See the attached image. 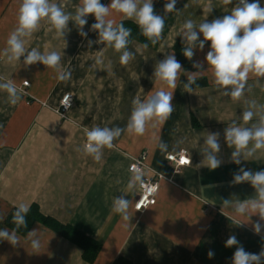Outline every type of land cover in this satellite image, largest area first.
Wrapping results in <instances>:
<instances>
[{
	"label": "crops",
	"instance_id": "obj_1",
	"mask_svg": "<svg viewBox=\"0 0 264 264\" xmlns=\"http://www.w3.org/2000/svg\"><path fill=\"white\" fill-rule=\"evenodd\" d=\"M110 2L101 0L104 5ZM78 3L79 0H70L65 10L74 13ZM165 3L166 0H153L157 14L165 15ZM235 3L233 0L232 5L224 6L221 0H177L176 8L181 11L166 15L162 39L156 45L147 44L146 49L143 43L134 41L128 50L135 58L127 65L120 64V53L114 49L104 50V63L110 62L109 69L92 67L96 51L105 47L95 43L88 47V40L98 39V33L91 31L96 22L93 15L87 17L84 26L87 38L81 37L74 23L69 22L66 45L42 22L40 29L26 38L25 47L61 52L62 67L72 72L67 83L57 81L56 73L39 62L25 66L21 57L20 63L9 64L0 57V77L15 80L18 88L23 89L22 100L15 106L9 105L7 93L0 91V229H15L13 212L25 203L29 211L37 207L44 217L71 225L101 245L96 259L89 263L80 247L45 224L35 222L25 232L15 229L20 243L12 245L0 240V264H121L122 259L132 264H231L236 246L225 247L231 235L246 251L260 252L264 247V230L260 235L252 230V225L259 221L258 215L248 220L225 207L223 201L255 195L250 184L230 182L241 166L252 171L264 170V150H258L254 158L242 161L241 165L235 164L230 160L233 149L225 142L224 129L232 120L241 123L245 99L264 104V78L258 81L250 77V91L239 101L222 96L207 71L205 56L210 42L202 51L194 49L191 68L182 65L185 72H194L197 69L193 62L203 63L205 72L196 81L202 85L193 88V93L185 92L183 83L187 76L181 73L172 101L175 110L164 124L149 127L143 136L122 134L114 140L113 148L103 150L100 162L76 151L86 140L85 127L124 128L135 96L143 100L150 92L166 87L156 83L154 66L170 53L177 58L175 46L179 43L184 47L178 34L186 20L199 24L207 17L211 21L228 14ZM260 3L264 6V0ZM19 5L20 0H0V49L6 46L17 23ZM208 8H213L211 13L206 11ZM112 18L118 23L136 24L115 12ZM25 80L29 87H24ZM65 94L73 95L74 104L67 117L62 118L58 111ZM193 118L199 126L193 125ZM253 122L255 118L250 124ZM216 132L220 134L218 157L222 164L210 170L202 165V151L206 147V133ZM157 139L168 145L167 152L159 150ZM181 151L187 153L191 164L175 174L167 157ZM142 155L167 180L160 183L156 205L138 213L134 207L140 187L129 190L127 184L132 176L129 166L133 158ZM119 196L133 202L135 212L130 228L112 211L113 199ZM33 229L39 231L41 240L37 253L27 236ZM209 250L215 253L211 259L207 256Z\"/></svg>",
	"mask_w": 264,
	"mask_h": 264
},
{
	"label": "clouds",
	"instance_id": "obj_2",
	"mask_svg": "<svg viewBox=\"0 0 264 264\" xmlns=\"http://www.w3.org/2000/svg\"><path fill=\"white\" fill-rule=\"evenodd\" d=\"M70 0H20L17 12V23L9 33L6 46L0 49V57L6 58V62L11 64L20 63V58L24 57L25 66L36 64L37 62L52 69L57 81L65 82L71 80L72 72L61 65L62 53L59 51L41 52L37 48L26 49V38L37 32L42 22L49 25L48 31H55L57 38H62L71 30L69 22H73L77 27L79 35L87 38L88 33L84 31V26L88 23L87 17L93 15L95 23L91 25V31L98 33V39L88 40V47L95 44L105 45L96 51L93 68L105 65L103 59L104 50L112 48L120 53L119 62L127 65L135 58V54L128 50L131 29L126 28L123 22L118 23L113 17V12L121 14L124 19L133 20L140 28L142 34L156 45L162 39L165 27V17L177 10V0H166L164 4V16L157 14L154 10L153 0H111L110 4L104 5L101 0H79L75 6L74 13L65 9ZM199 3V0H193ZM224 6L232 5L233 0H221ZM188 5L185 4L184 8ZM213 8L206 11L211 13ZM203 39H200V36ZM184 43L183 55L189 61L193 60L194 49H204L205 44L210 42V50L206 53L207 71L211 72L212 83L221 92L222 96L230 97L234 101H239L250 91L248 81L250 77H256L259 81L264 78V6L260 0H236V3L228 14L214 18L211 21L207 17L196 24L193 20H186L180 29L179 34ZM65 42V40H64ZM66 45V42H65ZM143 48L148 45L144 44ZM140 49L137 48V52ZM26 54V55H25ZM194 72H185L181 62L174 53L165 56L154 66L153 77L156 83L166 87H161L146 95L142 100L139 95L132 99V110L124 128L121 127H100L84 128L86 140L82 151L86 156H91L96 162H100L105 148H113V142L122 134L131 136H143L149 127L157 128L164 124L172 115L175 108L172 103L174 91L180 82L183 72L187 76V82L183 83L184 91L193 93V85L205 72L203 63L193 62ZM206 71V72H207ZM27 86L28 81H24ZM142 89V88H141ZM143 90V89H142ZM0 91L7 93V103L15 106L21 102L23 89L18 88L13 79L5 80L0 77ZM71 94H65L61 105L70 107ZM245 109L240 115L241 123L232 120L224 129V139L229 148H232L230 160L237 165L242 161L254 158L258 150H264V104H258L256 100H244ZM255 118V122L251 123ZM250 125V126H249ZM218 132L206 133L202 154L204 159L202 165L210 170H215L221 166L222 160L218 157L221 150ZM156 146L161 152L168 151V145L157 139ZM191 164V159L185 160ZM132 176L127 184L129 190L137 186L144 187L145 179L143 173L138 168H133ZM119 182V181H118ZM248 183L255 189V195L244 199L224 200L225 207H231L236 215L247 216L248 220L253 215H258L259 221L252 225L254 234L260 235L264 230V170L252 171L241 166L233 175L230 182L232 185ZM127 194V193H125ZM133 202L124 196L114 197L112 211L121 216L125 222V227L130 228L129 223L134 212ZM29 212V205L19 204L12 215V222L16 229L27 227L26 216ZM28 240L34 253L39 252L41 240L39 231L33 229L27 233ZM0 240H7L10 244L20 243L16 230L0 229ZM236 246V250L231 257V264H264V247L259 253H251L240 245L235 235L229 236L225 242V247ZM215 253L209 250L207 256L213 258Z\"/></svg>",
	"mask_w": 264,
	"mask_h": 264
},
{
	"label": "trees",
	"instance_id": "obj_3",
	"mask_svg": "<svg viewBox=\"0 0 264 264\" xmlns=\"http://www.w3.org/2000/svg\"><path fill=\"white\" fill-rule=\"evenodd\" d=\"M124 26L126 28L131 29V36L129 37V45H131L134 41L141 42L143 44H149L151 43L141 32L138 25L131 23V22H123ZM128 45V47H129ZM183 47L178 43L175 46V52L177 55L178 60L181 62V64L186 68H191V61H189L187 58L183 55ZM202 84L196 82L192 87L197 88L201 86ZM193 125L195 127L199 126L196 122V119L193 118ZM27 220V227H20L19 230L21 232H25L27 229H29L35 222H41L45 224L50 229L54 230L56 233H58L62 238L70 241L71 243L77 245L83 250V257L84 259L89 262L93 263L96 259L101 245L94 239L88 237L83 232L78 230L77 228L71 226V225H63L51 218L44 217L40 214L39 209L35 207L31 211L27 213L26 216ZM13 223V222H12ZM14 225V224H13ZM15 229V225L13 226ZM121 264H132L131 262L122 259Z\"/></svg>",
	"mask_w": 264,
	"mask_h": 264
},
{
	"label": "built area",
	"instance_id": "obj_4",
	"mask_svg": "<svg viewBox=\"0 0 264 264\" xmlns=\"http://www.w3.org/2000/svg\"><path fill=\"white\" fill-rule=\"evenodd\" d=\"M29 87V82L27 86ZM63 100V99H62ZM74 104L73 95L70 97V107L65 108L63 105L60 106L59 114L62 118H66ZM188 155L185 151H181L178 154H172L167 157L168 162L173 166L174 173H181L182 169L190 166V164L185 163V160L188 159ZM138 168L143 173L145 179V186L140 187L137 201L135 203V210L138 213H144L147 209L153 207L157 203V195L160 189V183L167 178L158 172H155L148 164L147 158L145 155L140 157L133 158L132 163L129 166V171L132 173L133 168Z\"/></svg>",
	"mask_w": 264,
	"mask_h": 264
}]
</instances>
